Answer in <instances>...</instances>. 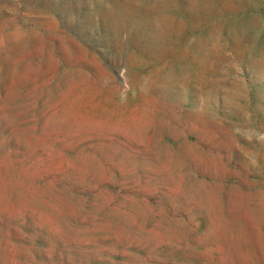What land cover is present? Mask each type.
<instances>
[{
	"label": "rangeland",
	"instance_id": "rangeland-1",
	"mask_svg": "<svg viewBox=\"0 0 264 264\" xmlns=\"http://www.w3.org/2000/svg\"><path fill=\"white\" fill-rule=\"evenodd\" d=\"M214 205L255 219L205 226ZM245 257L264 264V0H0V264Z\"/></svg>",
	"mask_w": 264,
	"mask_h": 264
},
{
	"label": "crops",
	"instance_id": "crops-1",
	"mask_svg": "<svg viewBox=\"0 0 264 264\" xmlns=\"http://www.w3.org/2000/svg\"><path fill=\"white\" fill-rule=\"evenodd\" d=\"M202 219L205 221V226H212V227H230V228H239L244 226V223L246 220H251L252 215L251 211L242 209H230V208H224L221 205H214L212 208H205L202 212ZM255 219V218H253ZM252 219V220H253ZM242 220H245V222H241ZM207 221V222H206ZM246 224V223H245ZM236 229H233V232ZM226 235H228L229 230L224 232ZM232 233V232H231ZM225 250H233L234 247H230L229 243L231 242V237H225ZM254 258V259H253ZM242 264H259L255 262V257H245L241 258ZM257 259V258H256ZM254 260V261H253Z\"/></svg>",
	"mask_w": 264,
	"mask_h": 264
}]
</instances>
